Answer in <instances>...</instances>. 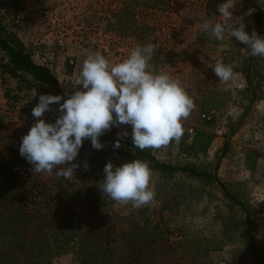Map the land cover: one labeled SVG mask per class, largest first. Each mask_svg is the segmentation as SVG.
<instances>
[{
    "label": "rangeland",
    "instance_id": "1",
    "mask_svg": "<svg viewBox=\"0 0 264 264\" xmlns=\"http://www.w3.org/2000/svg\"><path fill=\"white\" fill-rule=\"evenodd\" d=\"M223 2L0 0L3 30L24 45L34 63L47 66L64 92L78 87L75 81L90 52L99 51L118 63L138 44L151 43L156 49L151 61L155 70L179 79L194 100L195 109L183 121V137L148 150L160 163L192 166L216 181L150 168L155 199L133 209L130 204H116L99 189L106 163L114 167L128 163L131 125L119 126L112 140L100 139L101 150L85 139L71 179L32 174V165L19 152L21 138L35 123L32 108L39 96L53 92L48 86L19 90L0 52V154H9L21 167L20 180L31 177L53 183L50 191L61 199L71 183L78 199L73 208L77 231L95 240L98 229L113 226L118 232L116 237L110 235L117 261L108 264H133V256L139 264H257L258 258L264 264V57L249 55L246 46L235 38L228 40L227 33L228 47L223 48L214 37L200 32L206 19L223 22L217 12ZM249 10L251 14L245 15ZM233 15H243L249 34L255 28L264 37V0H236ZM217 61L237 65L229 82H219L208 67ZM50 107L53 111L42 119L54 123L59 104ZM124 131L128 135L114 149L117 133ZM130 246L136 247V254ZM77 252L57 255L49 264H84L85 257Z\"/></svg>",
    "mask_w": 264,
    "mask_h": 264
},
{
    "label": "clouds",
    "instance_id": "2",
    "mask_svg": "<svg viewBox=\"0 0 264 264\" xmlns=\"http://www.w3.org/2000/svg\"><path fill=\"white\" fill-rule=\"evenodd\" d=\"M236 0H225L217 5L223 22L204 20L199 30L214 37L223 48L235 38L246 46L251 56L264 57V37L253 28L245 31L244 17L234 16ZM252 10L245 13L250 15ZM156 49L153 44L135 46L118 63H112L99 51L90 52L83 60L75 81L78 86L66 98L61 95L41 94L32 108L35 123L24 135L19 152L31 165L32 174L47 173L71 179L75 163L85 139H90L95 150L104 145L99 137L113 126L131 125V139L135 148L161 149L173 140L179 141L187 120L196 105L179 79L164 71H156L151 64ZM235 63L217 61L209 64L219 82L227 83L234 75ZM35 96V95H34ZM63 100V103H60ZM59 104L60 113L54 123L42 117ZM127 131L118 132L114 149L121 147ZM87 169V163L84 164ZM105 176L99 188L119 205L140 209L151 204L156 196L148 162L135 159L120 166L106 163Z\"/></svg>",
    "mask_w": 264,
    "mask_h": 264
},
{
    "label": "trees",
    "instance_id": "3",
    "mask_svg": "<svg viewBox=\"0 0 264 264\" xmlns=\"http://www.w3.org/2000/svg\"><path fill=\"white\" fill-rule=\"evenodd\" d=\"M0 52L8 61L7 73L17 80L19 90L30 91L39 86H48L52 89L53 95L66 98L67 92L60 89L57 78L50 70L34 63L31 53L15 36L5 32L1 25ZM60 103H63V100ZM117 129L118 127L113 126L99 139L112 140ZM127 148L125 152L127 162L140 159L148 162L152 170L160 173L180 172L216 181L213 176L199 172L192 166L178 168L160 163L148 149L141 151L132 143H129ZM17 165L9 154L6 156L0 154V264H49L53 257L72 253L74 250L85 257L84 264H93L97 261L108 264L113 260L117 261V256L110 249L113 242L110 235L118 233L113 226L107 230L98 229L97 240L83 231H77L73 208L78 199L73 195L74 188L71 183H67L65 189L69 192L61 199L57 193L50 191L53 183L31 177L20 180L19 174L22 169ZM219 185L224 189L221 183ZM54 188L59 189L57 185ZM226 194L239 203L231 194L227 192ZM92 206L95 209L96 202H93ZM62 208L66 209L60 214L59 210ZM115 233V237L118 236ZM249 239L253 253L257 254L250 235ZM130 247L133 254H136V247ZM131 261L133 264H139L135 256ZM257 264H260L259 258Z\"/></svg>",
    "mask_w": 264,
    "mask_h": 264
},
{
    "label": "built area",
    "instance_id": "4",
    "mask_svg": "<svg viewBox=\"0 0 264 264\" xmlns=\"http://www.w3.org/2000/svg\"><path fill=\"white\" fill-rule=\"evenodd\" d=\"M121 126H124V125H121Z\"/></svg>",
    "mask_w": 264,
    "mask_h": 264
},
{
    "label": "crops",
    "instance_id": "5",
    "mask_svg": "<svg viewBox=\"0 0 264 264\" xmlns=\"http://www.w3.org/2000/svg\"><path fill=\"white\" fill-rule=\"evenodd\" d=\"M47 67V66H46Z\"/></svg>",
    "mask_w": 264,
    "mask_h": 264
}]
</instances>
